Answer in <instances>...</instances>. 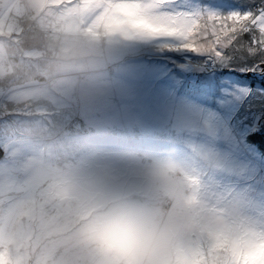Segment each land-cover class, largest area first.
Masks as SVG:
<instances>
[{
    "label": "clouds",
    "instance_id": "1",
    "mask_svg": "<svg viewBox=\"0 0 264 264\" xmlns=\"http://www.w3.org/2000/svg\"><path fill=\"white\" fill-rule=\"evenodd\" d=\"M169 0H0V264H264V194L209 147L108 148L69 137L131 44L187 49Z\"/></svg>",
    "mask_w": 264,
    "mask_h": 264
},
{
    "label": "rangeland",
    "instance_id": "2",
    "mask_svg": "<svg viewBox=\"0 0 264 264\" xmlns=\"http://www.w3.org/2000/svg\"><path fill=\"white\" fill-rule=\"evenodd\" d=\"M256 4L260 8L264 5V0H169L166 11L192 14L212 12L225 15L234 11H255L257 10ZM249 38H251V34L243 33L231 47L223 49L222 59L208 53H197L187 49L159 50L154 43L129 45L115 72L117 78H113L112 85L107 86L103 95L89 108L83 109L79 113L69 112L65 115L70 139L80 144H99L108 148L128 147L156 150L158 143L145 138L144 135L152 131V127L156 124L155 118L160 117L164 112L163 105L165 103L162 104V102L165 101L166 89L168 93L170 89L165 87V91H158L151 106L149 105L150 102L147 103V101L146 103L137 102L136 97H147L145 94L147 92L143 93L145 91L143 90L144 87L135 86V84L141 77L144 82L149 84L168 76L171 78L173 77L170 75L171 73L175 77L172 79L173 83H176V86L179 84V87L183 88L182 90H189L194 85L195 88H192L194 91L198 86L203 87L205 92L189 93V96H192L191 100L193 99L190 100L191 102L184 100L186 98L181 100L179 97L172 100L171 106L176 114L174 121L170 124L175 125L176 130L179 127V133H182L183 130L184 135L191 137V139H194V135H198L199 145L209 147L216 155L227 162V173L222 174V177L225 178L224 181L252 195L264 194V156L248 145L243 136L236 135L229 123L234 113V100L235 102L237 100L235 91L238 92L239 83H232L233 78L230 74L221 73L216 75V72L220 73L222 71H234L244 74L249 71L244 69L245 65L251 67V71L255 62L257 63L255 64L257 65L255 70L260 69L259 65L264 63V60L258 61L262 55L264 56V53L249 54L247 51ZM158 53L162 55L159 58L162 59V65L156 66L148 62L149 60L146 58L156 57L155 54ZM173 54L176 56H171ZM190 56L196 57L198 61L195 58L192 60ZM196 61L199 63L198 65H196ZM167 64L169 65L168 68L166 67ZM214 71L215 73H213ZM153 75H155L154 78ZM216 77L219 78V88L214 87L213 79ZM130 81H133L131 89L129 88ZM207 84H209V87H207ZM243 88L247 92L246 88ZM118 94L122 96L120 105L115 102V99L111 100L112 97L114 98ZM248 94L251 95L252 101L256 98L260 114L264 113V88L253 87L252 92L249 91ZM121 113L125 116L122 117ZM255 115L256 113L252 118L242 120L245 123L240 126L243 131L239 127L237 128L236 125L238 133L246 130V124L249 120H251L250 127L258 123L255 121ZM247 116L249 117L248 114ZM132 120H135L136 126H141L140 124L143 123L148 124V128L140 130V133H132L130 131L136 128L130 124ZM93 131L103 132V134H93ZM116 132L125 133L127 136L124 137L126 141L117 142L119 140L108 138ZM134 134L140 137H133ZM115 136L118 137L119 135L115 134ZM16 138L15 117L11 114L0 115V149L2 150L0 161L4 160L8 145L14 142ZM175 140L181 144L175 146L172 142L171 146L165 148L163 145L165 149H162L183 151L181 145L185 142ZM185 144L184 146L187 147Z\"/></svg>",
    "mask_w": 264,
    "mask_h": 264
},
{
    "label": "trees",
    "instance_id": "3",
    "mask_svg": "<svg viewBox=\"0 0 264 264\" xmlns=\"http://www.w3.org/2000/svg\"><path fill=\"white\" fill-rule=\"evenodd\" d=\"M256 5H257V9H258L259 6H258V4H256ZM251 38H249V43L251 41ZM155 55H156V57H153V58L150 57V58H146V59L149 60L148 62H150L153 65H156V66L157 65H159V66L162 65L163 64L162 63V59H159V58H161L162 55L159 54V53L158 54H155ZM171 56H176V55L173 54ZM262 57L259 59L258 62H260L261 60L262 61L264 60V56L263 55H262ZM190 58L192 60L195 58V60L198 61V59L196 57H194V56H190ZM197 61H196V65L199 64ZM255 64H257V63L256 62L253 63L254 67H253L252 70H254L257 67V65H255ZM168 66L169 65L167 64L166 67L168 68ZM244 69L247 70V71L248 70L250 71L251 67L245 65V68ZM213 73H215V71ZM221 73L222 74H230L231 77L233 78V81L231 80V82L232 83L233 82L239 83V86H238V92L239 93L237 91H235L236 92L235 93L236 94L235 95V98H237V100H236V102L234 100V105H235L234 106V113H233V115H232V117L230 118V121H229L230 126H231L233 132L236 135H238V136H243L244 137V141L248 145H250L253 148H255L256 151H258L262 156H264V113L260 114V112L258 110L259 109V106H258L257 100H255L256 98L253 99V101H252L251 95L248 94L249 91L252 92V88L253 87H263L264 88V79L262 81H258V80H254V79H251V78H245L240 73H237V72H234V71H231V72L222 71L220 73L219 72H216V75H220ZM170 75H172L174 77V74H171L170 73ZM152 77L154 78L155 75H153ZM173 77L169 78V76H168L167 78L159 79L157 81H154L155 83L154 82H152V83L150 82L149 84H148V82H144L143 78L141 77L140 79L137 80V83L135 84V86L140 85V86H143L144 87L143 90H145V91H143V93L147 92V93H145L147 95V97H144V96L143 97H136L137 102L140 101V102L146 103V101H147V103L150 102L149 105L152 104L153 98L155 97V94L158 91L159 92L165 91L164 90L165 87L168 88V89H170L169 90V93L167 92V89H166V96L164 97L165 98V101L162 102V104L165 103L163 105L164 106V112H162V114L160 115V117H156L155 118V121H156L155 123L156 124H155L154 127H152V131L151 132H148V133H146V135H144L145 138L152 139V140L156 141V143H158V147H157V149L155 151H163L165 148L171 146L170 144L172 142L175 144V146H178L177 144H181V143L176 142L175 139L179 140V138H181L180 140H183V142H185V143L198 144V138H197V137H199L198 135H194V139H191V137L189 138L188 136H185L184 135V133H183L184 131L183 130H182V133H179L180 132L179 131L180 130L179 127L176 130L175 129V125L172 126L170 124L171 122L174 121V117H175V114H176V111H173V107L171 106V103L173 102L172 100L176 99L177 97H179V99H181V100H183L184 98H186L184 100L190 101L191 98H192V96H189V93H192L193 94V93L198 92V91H200V93H204L205 91H203L204 90L203 87L200 88L198 86H196V90L194 91L192 89L193 87L195 88L194 85H192L191 89H189V90H182L183 88H180L179 87V84H178V86H176L175 85L176 83H173V81H172ZM113 78L114 79L117 78L115 73L113 74V76H112V78H111L108 86L109 85H112V80H114ZM218 79H219L218 77H216L215 79H213V81H214V87L215 88L218 87V84L220 85ZM132 85H133V81L132 82L130 81V85H129V88L130 89H131V86ZM204 85L206 86V84H204ZM162 86H164V87H162ZM207 87H209V84H207ZM243 87L246 88L247 92L244 91V88ZM207 89H205V90H207ZM123 98H124V96H123ZM114 99H115V102L117 104H119V105L121 104V100H122L121 94H118L114 98L113 97L111 98L112 101ZM254 113H256V115H255V121H257L258 123L255 126H251L250 127V123H251L250 121L251 120H249L247 122V124H246V127H247L246 130L244 132H242V133H238V130H237L238 127H239V129L241 131H243L242 130L243 128L240 127V126L241 125H244L245 123L242 120H244V119L246 120V118H249V119L252 118V116L254 115ZM247 114L249 115V117L247 116ZM121 115H122V117L125 116V114H122V113H121ZM122 119H124V118H122ZM134 121L135 120H132V123H130V124H132V126L133 127H136V128H133L134 130L133 131H130V132H132V133L139 132L140 130H142L144 128H145V130L148 128V126H147L148 124L145 125V124L141 123L140 124L141 126H138V125L136 126V123H134ZM80 123H82V122L80 121ZM236 125H237V128H236ZM156 126H157V128H156ZM83 132H85V131L83 130ZM92 133L93 134L94 133H96V134H103V132H96V131H93ZM93 134H91V135H93ZM115 134L116 135H119L122 138H120L119 136L118 137L115 136ZM124 137L125 138L127 137L125 133L116 132V133H114V135L112 137H108V138L109 139L119 140L117 142H125L126 140H125ZM129 137H130V135H129ZM133 137L139 138L140 136L139 135L136 136L134 134ZM154 137H156V139H154ZM185 143H182V145H181V147L183 148V151L186 150V147L184 146ZM163 145L165 146V148L163 147ZM185 145H187V144H185ZM116 147H119V146H116ZM122 147H127V146H122ZM159 148H160V150H158ZM162 148H164V149H162ZM1 154H2V150L0 149V157H1ZM220 178L223 179V180L225 179L222 176Z\"/></svg>",
    "mask_w": 264,
    "mask_h": 264
},
{
    "label": "snow or ice",
    "instance_id": "4",
    "mask_svg": "<svg viewBox=\"0 0 264 264\" xmlns=\"http://www.w3.org/2000/svg\"><path fill=\"white\" fill-rule=\"evenodd\" d=\"M194 24L189 27L191 37L186 47L197 53L223 58V49L231 47L243 33L251 34L247 46L249 54L264 53V5L255 11H234L225 15L212 12L172 13Z\"/></svg>",
    "mask_w": 264,
    "mask_h": 264
},
{
    "label": "water",
    "instance_id": "5",
    "mask_svg": "<svg viewBox=\"0 0 264 264\" xmlns=\"http://www.w3.org/2000/svg\"><path fill=\"white\" fill-rule=\"evenodd\" d=\"M259 70H251L244 74H241L245 78H251L254 80L262 81L264 79V63L259 65Z\"/></svg>",
    "mask_w": 264,
    "mask_h": 264
}]
</instances>
